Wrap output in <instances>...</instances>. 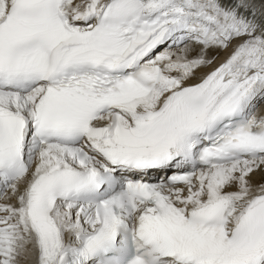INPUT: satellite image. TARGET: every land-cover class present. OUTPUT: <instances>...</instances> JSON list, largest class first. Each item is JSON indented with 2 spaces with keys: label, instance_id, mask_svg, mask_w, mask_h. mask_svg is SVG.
<instances>
[{
  "label": "snow or ice",
  "instance_id": "obj_1",
  "mask_svg": "<svg viewBox=\"0 0 264 264\" xmlns=\"http://www.w3.org/2000/svg\"><path fill=\"white\" fill-rule=\"evenodd\" d=\"M261 103L264 0H0V264H264Z\"/></svg>",
  "mask_w": 264,
  "mask_h": 264
},
{
  "label": "bare ground",
  "instance_id": "obj_2",
  "mask_svg": "<svg viewBox=\"0 0 264 264\" xmlns=\"http://www.w3.org/2000/svg\"><path fill=\"white\" fill-rule=\"evenodd\" d=\"M225 54L224 53H221L220 56L223 57ZM208 69H202L201 71H207ZM258 109H259V113L258 114H262L264 115V103H261L258 105ZM254 181H259L261 179V173L260 172H257L253 178H252Z\"/></svg>",
  "mask_w": 264,
  "mask_h": 264
}]
</instances>
